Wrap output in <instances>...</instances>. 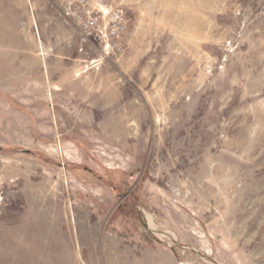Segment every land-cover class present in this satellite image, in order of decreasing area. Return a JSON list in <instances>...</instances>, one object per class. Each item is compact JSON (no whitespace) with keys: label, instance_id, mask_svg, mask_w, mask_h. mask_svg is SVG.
Segmentation results:
<instances>
[{"label":"rangeland","instance_id":"rangeland-1","mask_svg":"<svg viewBox=\"0 0 264 264\" xmlns=\"http://www.w3.org/2000/svg\"><path fill=\"white\" fill-rule=\"evenodd\" d=\"M115 1L0 0V264H264V0Z\"/></svg>","mask_w":264,"mask_h":264},{"label":"built area","instance_id":"built-area-1","mask_svg":"<svg viewBox=\"0 0 264 264\" xmlns=\"http://www.w3.org/2000/svg\"><path fill=\"white\" fill-rule=\"evenodd\" d=\"M64 20L80 32L82 45L101 51L102 57L124 51L128 30L125 8L115 0H49Z\"/></svg>","mask_w":264,"mask_h":264},{"label":"bare ground","instance_id":"bare-ground-1","mask_svg":"<svg viewBox=\"0 0 264 264\" xmlns=\"http://www.w3.org/2000/svg\"><path fill=\"white\" fill-rule=\"evenodd\" d=\"M146 219H148L147 217H146ZM151 227H152V225H151ZM173 236V235H172Z\"/></svg>","mask_w":264,"mask_h":264},{"label":"water","instance_id":"water-1","mask_svg":"<svg viewBox=\"0 0 264 264\" xmlns=\"http://www.w3.org/2000/svg\"><path fill=\"white\" fill-rule=\"evenodd\" d=\"M144 226L146 227V225L144 224Z\"/></svg>","mask_w":264,"mask_h":264}]
</instances>
